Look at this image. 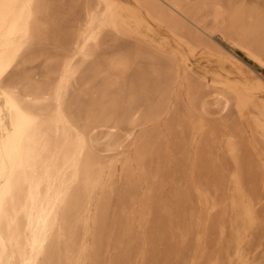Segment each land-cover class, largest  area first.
Instances as JSON below:
<instances>
[{
  "label": "bare ground",
  "instance_id": "1",
  "mask_svg": "<svg viewBox=\"0 0 264 264\" xmlns=\"http://www.w3.org/2000/svg\"><path fill=\"white\" fill-rule=\"evenodd\" d=\"M188 1L0 0V264H102L117 230L128 238L127 198L141 183L148 189L141 219L153 228L150 242L164 241L167 219L186 215L187 187L161 203L158 178L165 168L151 144L154 135L134 130L166 112L171 85L184 81L189 87L177 122L180 151L186 132L204 128L192 110L206 113L208 96L221 110L233 107L240 118L251 119L249 141L235 138L241 131L236 128L225 143L232 162L226 198L231 236L225 239L223 221L207 217L210 232L203 235L216 233L218 247L202 252V264H251L246 247L260 226L256 177L264 174V77L189 25L211 38L215 27L198 18L211 15L224 39L264 67V7L238 3L220 10V0H209L190 9ZM106 36L114 41L110 55L101 53ZM197 53L216 68L195 76L189 60ZM226 65L240 79L231 78ZM120 131L122 140L116 138ZM126 142L134 146L132 156L122 155ZM208 156L209 174L195 190L211 211L220 206L215 194L221 177L215 157ZM118 164L122 190L107 184ZM190 227L179 234L183 247ZM130 248L104 264H128Z\"/></svg>",
  "mask_w": 264,
  "mask_h": 264
},
{
  "label": "rangeland",
  "instance_id": "2",
  "mask_svg": "<svg viewBox=\"0 0 264 264\" xmlns=\"http://www.w3.org/2000/svg\"><path fill=\"white\" fill-rule=\"evenodd\" d=\"M209 0H189L185 7L192 9V6H197L203 2ZM238 3H244L245 5H257L259 7H264V0H220L216 4L217 8L220 10L228 7V5H234ZM199 20L204 23L208 28L212 29L215 27L212 37L209 38L198 31L195 27L190 26V30L193 34H198L205 42L214 47L223 48L227 51L237 55L246 65V69H253L255 75H260L264 77V67L258 65L253 60L245 55V53L234 46L231 42L227 41L222 37L221 29L219 30L220 24L217 26L212 20L211 15H206V13H201L198 16ZM217 28V30H216ZM164 32H161V34ZM126 42L133 43L131 39H126ZM113 38L106 36L103 39V44L101 45V53L105 55H110L113 47ZM190 65L195 71L194 75L199 76L203 74L206 70H214L216 67L213 64L206 65V60L197 54L190 56ZM142 65H146V61H141ZM40 64L35 65L34 70L40 68ZM231 71V78L240 79L235 71L229 67L225 66ZM127 71L126 74H130ZM193 75V76H194ZM194 76V77H195ZM193 77V78H194ZM189 85L184 81L179 87L171 85L173 92L170 94L168 101L165 103L164 112L152 121L146 122L141 127H137L134 130V134L138 135L139 132L143 130L147 136L149 134L154 135L151 138V144L154 149L159 151L161 155V161L164 165V174L158 179H162L163 185L157 193V197L161 200V203H168L169 199L173 196L176 190L187 187V202L184 203L185 216H177L172 214L169 220V226L166 228L167 236L162 242L155 241L150 242V232L153 231L150 221L144 222L141 219L142 213H145V197L147 194L146 183H141L140 187L134 191L133 199L129 200L127 198L126 210L131 225V231L129 232L128 238L123 236L121 229L117 230L118 233L113 235V242L111 243L107 252L103 253V259L116 260L125 253L127 247H131V252L129 256L128 264H152L154 256L158 257L159 264H202V252L215 250L218 247L217 244V234L212 233L211 235L206 233L204 237V232H210L211 224L207 217H212L213 221H223L226 225L225 227V239L230 238V230L228 227L230 211L227 204V196L229 195L230 187V170L232 168V162L225 152V143L227 138V133L230 130H235L236 128L241 129V131H236L235 138L241 137L245 140H250L251 135V119L249 116L240 118L233 107L226 110H221L213 103L211 96L207 97L208 100V111L205 113L201 112L198 107L192 110V119L201 116L202 122L204 123V128L201 133L191 130L185 134V145L184 151H180L176 147L178 138L180 136V127L178 119L181 118L180 114L185 112L187 107V97L185 92ZM264 97V92L261 93ZM178 96V97H177ZM116 138L122 140L123 132L117 133ZM244 140V141H245ZM250 153L254 155V150L249 149ZM99 154L106 159L109 155L106 151H100ZM134 154V146L130 142H126L122 155ZM213 158L215 157L216 164L219 170V176L221 177L220 189L216 196L220 200V206L213 210H209L208 207L201 204L198 197V192L195 190L197 184H201L204 177L207 178L209 174L206 167L209 165L210 159L209 155ZM252 162V161H251ZM157 162H151L149 164L150 169H153ZM197 166L196 168L193 165ZM135 167V165H132ZM257 163H253L250 169H255ZM200 169V171H199ZM205 170V171H204ZM135 175L138 174V169L134 168ZM256 172L257 170H253ZM264 174H260L258 179L256 189L261 193V199L256 202V212H258L260 226L250 235L251 242L246 247V252L251 264H264V184L262 183V178ZM255 179V180H256ZM113 184L117 190H122L124 187V181L120 169V165H116L114 173L111 176V180L107 184ZM249 183V182H248ZM108 190V189H107ZM213 193V191H211ZM156 195V192H155ZM117 203L114 199L112 204ZM133 209L135 212H128ZM142 209H144L142 212ZM188 213H192L191 219H189ZM229 213V214H228ZM145 220V217H143ZM112 216L108 213L107 223H110ZM124 227L125 219L122 218ZM177 223H180L179 225ZM188 225H191L192 233L189 236L187 246L183 247L180 241L179 234L184 232ZM124 234V233H123ZM121 240V243L118 241ZM104 261L102 264H104Z\"/></svg>",
  "mask_w": 264,
  "mask_h": 264
},
{
  "label": "snow or ice",
  "instance_id": "3",
  "mask_svg": "<svg viewBox=\"0 0 264 264\" xmlns=\"http://www.w3.org/2000/svg\"><path fill=\"white\" fill-rule=\"evenodd\" d=\"M11 87V86H10Z\"/></svg>",
  "mask_w": 264,
  "mask_h": 264
}]
</instances>
